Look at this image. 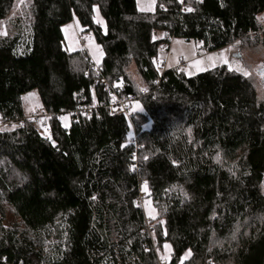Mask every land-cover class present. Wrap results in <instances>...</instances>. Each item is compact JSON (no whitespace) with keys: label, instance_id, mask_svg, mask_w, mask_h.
<instances>
[{"label":"trees","instance_id":"1","mask_svg":"<svg viewBox=\"0 0 264 264\" xmlns=\"http://www.w3.org/2000/svg\"><path fill=\"white\" fill-rule=\"evenodd\" d=\"M18 2L0 0V122L27 115L32 92L40 114L100 107L68 131L55 116L45 134L0 131V264H264V92L247 55V77L174 68L153 84L169 38L264 53V33L249 39L264 0H157L151 13L135 0ZM74 19L101 48L98 71L64 49ZM101 79L124 96L149 88L133 127L107 115Z\"/></svg>","mask_w":264,"mask_h":264},{"label":"rangeland","instance_id":"2","mask_svg":"<svg viewBox=\"0 0 264 264\" xmlns=\"http://www.w3.org/2000/svg\"><path fill=\"white\" fill-rule=\"evenodd\" d=\"M18 1V3H20L22 0ZM156 1L157 0H135L136 8L139 12L151 13L155 8ZM93 20L94 23L100 25L104 29L105 23L97 8H95ZM98 20L102 21V23H98ZM258 21L262 27V33L259 35H250L249 39L251 40L260 37L264 33V15L260 16ZM75 30L81 32V29L77 26L75 20L62 28L61 32L64 38V49L68 52H76L85 49L88 53V58H90L95 64H99L102 59L101 48L94 42L92 36L89 34L83 35L84 44H80L77 40ZM0 34H4L2 23H0ZM246 55L249 61L248 64L251 66V70L256 78L260 90L261 92H264V53L253 49L250 50L249 53L248 51H245L244 54L238 42L231 47L222 49L220 51L206 53L201 51L199 44L173 40L167 62V68L172 70L179 65L180 61H183L187 64V68L182 71L183 74L188 78L212 71L219 67H226L228 70L236 74L247 77L249 74H251V72L248 69V65L243 60V57ZM210 57L212 59H209ZM22 105L26 114L37 111L39 109L37 94L32 92L24 96L22 98ZM131 110L132 112H136L139 110V108H136V105H134ZM64 117H67V119H62L61 123L64 129L68 131L70 118L66 115ZM142 207L146 218L148 220H152L156 214L151 202L149 200H144Z\"/></svg>","mask_w":264,"mask_h":264},{"label":"bare ground","instance_id":"3","mask_svg":"<svg viewBox=\"0 0 264 264\" xmlns=\"http://www.w3.org/2000/svg\"><path fill=\"white\" fill-rule=\"evenodd\" d=\"M75 20V19H74ZM73 20V21H74ZM75 34H76V37H77V40L79 41V43L80 44H84V36H83V34H81L80 32H78L77 30H75ZM174 39L173 38H169L168 39V43H166L162 48H161V50H160V52H161V56H160V58H159V60H158V62H157V68H158V73H159V76H158V79L153 83L154 85H156L159 81H160V79L161 78H163V76L164 75H166V73L169 71V69L167 68V62H168V59H169V55H170V49H171V44H172V41H173ZM84 54H86L87 55V57H88V53H87V51L85 50V49H82L81 50ZM202 51V50H201ZM89 59V61H90V63H91V65H92V67H93V69L94 70H96V71H98L99 70V68H98V64H95L94 62H92V60L90 59V58H88ZM183 65H185L186 67H183ZM185 68H187V64L185 63V62H183V61H180V63H179V65L175 68V69H178V70H184ZM173 70V69H172ZM101 82H105L108 86H111V85H117V86H122V85H126V84H118V83H113V84H109L106 80H103V79H101V80H99V86L100 87H102V89H103V91L106 93V95L109 97V95H108V92L105 90V87L104 86H101ZM141 88H143V89H146V93L144 94V95H140V91H141ZM126 90H127V86H126ZM148 90H149V88H147V87H145V86H141L140 88H139V90H138V93H137V95H138V98H137V100L135 101V102H133V103H136V102H138L139 100H141V99H144L145 97H147L148 96ZM140 95V96H139ZM109 100L107 101V104L105 105V110H106V112H107V115L109 116V117H117V118H123L125 121H126V123H127V125L130 127L131 125H132V123H133V113L134 112H132V110H131V107H130V105L131 104H133V103H131L130 105H129V109H128V112H129V114H130V118L129 119H127L125 116H111L110 114H109V112H108V109H107V106H108V103H109V101H110V97L108 98ZM81 105H89V106H94L95 107V112H94V115L92 116V117H90V118H87V117H85V116H82V115H80V114H77V115H80V116H82V117H84V118H86V119H91V118H93V117H95V114L97 113V111H98V108L97 107H100V106H98V104L96 103V102H91L90 104H81ZM79 107V106H78ZM78 107H77V109H78ZM77 109L75 110V111H73V112H70V113H68V114H66V116H69V118H70V120H73V117H76V116H71V114H74L76 111H77ZM34 114H38L40 117H41V119H39L38 121H29V120H27L28 118H30L31 116H33ZM49 115H51V116H55V118H56V116L57 115H60V114H57V115H52V114H40L39 112H37V111H34V112H32V113H30V114H27V115H25L23 118H20V119H16L17 121H19V124H18V126H20L23 122H30V123H36L38 126H39V128H40V130H41V132L43 133V134H45V133H47L49 130H48V126H47V119L48 118H50V117H48V118H44V117H46V116H49ZM61 117H64L65 115H60ZM133 118V119H132ZM56 120H58V119H56ZM62 119H60L59 121H61ZM42 123H44L45 125H46V127H47V129H43L42 127H41V124ZM18 126H16V127H18ZM133 126V125H132Z\"/></svg>","mask_w":264,"mask_h":264},{"label":"built area","instance_id":"4","mask_svg":"<svg viewBox=\"0 0 264 264\" xmlns=\"http://www.w3.org/2000/svg\"><path fill=\"white\" fill-rule=\"evenodd\" d=\"M183 67H186L183 65ZM101 86L105 87V90L108 92L109 97L111 98L107 109L108 112L111 116H125L127 119L130 118V114L128 112V107L131 103L135 102L138 98V95L136 94H128L124 96L126 92V85L122 86H117V85H111L108 86L105 82L100 83ZM146 92L145 91H140V95H144ZM139 95V96H140ZM95 112V107L94 106H89V105H80L77 109V111L74 114H71V116H76L77 114H80L82 116H85L87 118H90L94 115ZM46 116L44 118L50 117ZM41 119V117L38 114H34L27 120L29 121H38ZM56 119L60 120L61 116L57 115ZM19 121L17 120H10V121H5V122H0V131L1 130H10L18 126ZM41 127L43 129H47L46 125L44 123L41 124ZM130 127H133L132 125ZM130 144L134 145L135 144V132H131V139H130Z\"/></svg>","mask_w":264,"mask_h":264},{"label":"snow or ice","instance_id":"5","mask_svg":"<svg viewBox=\"0 0 264 264\" xmlns=\"http://www.w3.org/2000/svg\"><path fill=\"white\" fill-rule=\"evenodd\" d=\"M141 10H144V9H141ZM94 11H95V9H94ZM186 11H192V9L191 8H188V9H186ZM98 23H102V21H97ZM209 59H212L211 57L209 58ZM141 91H146V89H143V88H141ZM140 106H139V104H137L136 105V108H139ZM61 119H63V120H66L67 119V117H61ZM129 135H131V133L129 134ZM50 138V137H49ZM145 190H146V186H145ZM167 247V246H166Z\"/></svg>","mask_w":264,"mask_h":264}]
</instances>
